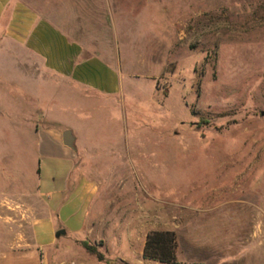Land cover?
Here are the masks:
<instances>
[{"label": "rangeland", "instance_id": "374dc122", "mask_svg": "<svg viewBox=\"0 0 264 264\" xmlns=\"http://www.w3.org/2000/svg\"><path fill=\"white\" fill-rule=\"evenodd\" d=\"M70 3L104 32L114 12L138 49L105 60L122 72L115 97L24 76L0 52V262L163 264L143 258L146 236L173 232L171 264H264V0ZM48 125L72 133L77 173L96 184L88 222L100 218L76 238L101 263L70 236L34 245Z\"/></svg>", "mask_w": 264, "mask_h": 264}, {"label": "crops", "instance_id": "0c3cea01", "mask_svg": "<svg viewBox=\"0 0 264 264\" xmlns=\"http://www.w3.org/2000/svg\"><path fill=\"white\" fill-rule=\"evenodd\" d=\"M70 2L0 0V52L24 76L46 80L47 75L60 83L115 97L122 90V72L118 65L105 60L123 59L126 52L134 53L139 41L136 38L126 41L123 32L115 28L114 12L109 10L111 29L105 32L94 24L79 22ZM44 10L53 11L52 17ZM25 57L35 59L39 66L29 68L15 64L17 59ZM36 132L39 161L34 198L40 207L33 210L32 235L40 251L56 246L57 241L66 236L71 237L72 245L79 242L76 237L92 230L100 215L88 222L97 187L93 181L78 175L77 152L75 148L63 146L62 131L48 125ZM121 226H124L123 220ZM58 232L64 234L57 237Z\"/></svg>", "mask_w": 264, "mask_h": 264}, {"label": "trees", "instance_id": "16d2710c", "mask_svg": "<svg viewBox=\"0 0 264 264\" xmlns=\"http://www.w3.org/2000/svg\"><path fill=\"white\" fill-rule=\"evenodd\" d=\"M88 255L96 258L98 262H103L104 257L90 246L86 241L79 242ZM175 236L173 232H153L146 236L143 249V258L157 261L163 264H171L175 261Z\"/></svg>", "mask_w": 264, "mask_h": 264}, {"label": "water", "instance_id": "95a60500", "mask_svg": "<svg viewBox=\"0 0 264 264\" xmlns=\"http://www.w3.org/2000/svg\"><path fill=\"white\" fill-rule=\"evenodd\" d=\"M261 116H264V113H261ZM61 140L64 147L74 150V137L69 130H65L61 134ZM60 234H64V232H58L56 236L58 237Z\"/></svg>", "mask_w": 264, "mask_h": 264}]
</instances>
